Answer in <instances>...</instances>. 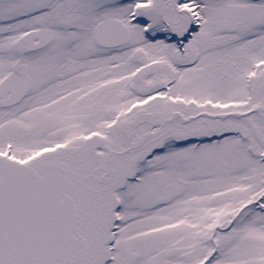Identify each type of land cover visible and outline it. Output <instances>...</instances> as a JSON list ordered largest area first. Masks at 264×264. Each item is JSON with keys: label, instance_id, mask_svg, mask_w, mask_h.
<instances>
[{"label": "snow or ice", "instance_id": "6c2138e0", "mask_svg": "<svg viewBox=\"0 0 264 264\" xmlns=\"http://www.w3.org/2000/svg\"><path fill=\"white\" fill-rule=\"evenodd\" d=\"M0 264H264V0H0Z\"/></svg>", "mask_w": 264, "mask_h": 264}]
</instances>
